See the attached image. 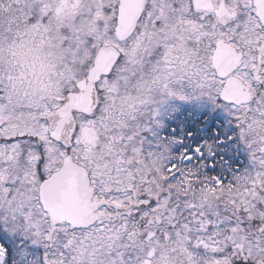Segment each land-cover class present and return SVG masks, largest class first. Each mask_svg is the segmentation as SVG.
Wrapping results in <instances>:
<instances>
[{"label":"snow or ice","instance_id":"1","mask_svg":"<svg viewBox=\"0 0 264 264\" xmlns=\"http://www.w3.org/2000/svg\"><path fill=\"white\" fill-rule=\"evenodd\" d=\"M0 264H264V0H0Z\"/></svg>","mask_w":264,"mask_h":264}]
</instances>
